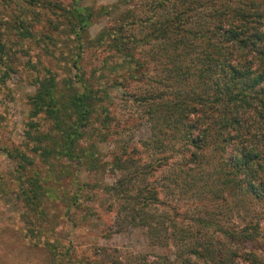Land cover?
I'll return each mask as SVG.
<instances>
[{
  "label": "trees",
  "instance_id": "trees-1",
  "mask_svg": "<svg viewBox=\"0 0 264 264\" xmlns=\"http://www.w3.org/2000/svg\"><path fill=\"white\" fill-rule=\"evenodd\" d=\"M130 1L116 0L110 11L101 7L98 13L114 14V20L90 38L85 31L93 13L79 7V0H0V94H5V79L21 72L14 67L19 57L28 56L29 71L19 74L35 87L26 102L27 144L0 145V155L14 163L0 175V194L13 190L25 214L32 216L22 225V244L40 249L47 264H82L71 245L56 236V221L47 218L45 208L52 198L67 214L80 206L82 187L70 191L59 184L57 193L48 183L53 182L49 170L41 169L51 159L94 166L95 139L110 117L107 90L119 81L126 83L119 88L147 86L131 97L144 107L148 142L162 151L157 164L164 162L167 144L171 152L173 142L179 143L178 169L182 172L204 159L206 198L228 201L236 213L228 216L226 225H214L211 217L196 221L216 228L214 240H206V246L192 248L184 237H172L177 254L171 260L143 258L142 264H264V0H137L142 2L136 5L138 14L127 10L116 16L115 7ZM40 23L71 36L69 49L51 56L52 35L46 32L47 43L34 40L37 28L43 30ZM92 49L101 55L87 72L83 54ZM46 56L64 60L63 69L73 74L71 78L51 71ZM157 58L172 79L169 93H157L159 87L150 86L157 85L158 80L147 75L151 60ZM122 155L112 165L129 174L128 165L137 158L129 152ZM136 166L133 176L147 167L154 170L148 163ZM121 180L103 185V193L110 199L123 198L131 181ZM69 184H77L75 173ZM135 190L132 196L145 205L157 203L153 185L142 197L139 188ZM138 219L148 228V240L159 246L155 223L150 225L144 216Z\"/></svg>",
  "mask_w": 264,
  "mask_h": 264
},
{
  "label": "rangeland",
  "instance_id": "rangeland-1",
  "mask_svg": "<svg viewBox=\"0 0 264 264\" xmlns=\"http://www.w3.org/2000/svg\"><path fill=\"white\" fill-rule=\"evenodd\" d=\"M115 3L116 0H79L77 4L79 7H89L93 13L85 31L88 37H94L100 29L111 24L114 14L105 15L98 11L101 7L110 11L108 7ZM141 3L132 0L130 4L122 8L115 7L116 16L127 10L136 11L138 14L141 9L136 5H142ZM145 9L146 6H143V10ZM48 21L55 24L52 17H48ZM126 23L130 22L126 21ZM40 24L43 26V23ZM39 28L34 34L35 41L47 43L46 32L54 37L52 42H48L51 56H55L61 50L69 49L67 46L70 43L67 38L71 39V36L65 37L58 34L53 31V26L48 28L44 25L43 30ZM30 48L33 49L34 46L31 45ZM98 54L101 55V52ZM98 54L93 49L83 54L82 64L85 71L88 72L94 67V60ZM26 57H19L16 60L14 67L21 72L10 74L5 79V94L3 91L0 94V145L5 147L27 144L24 135V127L29 120L26 102L35 87L23 76L21 77L22 74H19L29 71L25 65L29 61ZM46 57L49 61V69L60 74L59 78H71L73 74L63 69L64 60L54 61ZM159 60L161 59L151 60L149 64L147 71L149 79L158 80L157 85L151 84L150 86H154L155 89L159 87L156 90L157 93H160V90L169 93L173 91L170 89H174L171 88L173 82L169 78V72L165 71L167 66ZM142 84L119 88L118 85L123 87L126 83L121 84L118 81L113 84L116 86L108 88L107 92L111 97L110 117L95 139L97 153L95 159L97 160L93 167L88 169L86 166H78L73 161L62 160L57 163L51 159L48 162L49 166L41 169L42 171L44 168L49 170L48 174L53 182L50 180L48 183L56 186L57 193L60 192L59 184L70 191H74V187H82L80 206H73L67 214L64 213L62 205L54 199L50 198L45 202L47 218L56 221L54 228L56 236L63 244L71 245L77 260L82 261V264H98L97 262L101 260L106 264H142L141 259L145 258L150 261L154 257L171 260L173 255L177 254L174 247L177 243L171 239L172 237L175 239L184 237L182 240L187 241L192 248L199 245L206 246V240H214L216 228L214 226L201 227L196 222L198 219L206 221V218L211 217L214 225H226L229 215L230 217L236 216L235 208L227 205L228 201H212L206 198V161L204 159L198 164L190 163L186 166V170L181 172L178 169L181 164V156L178 153L181 147L179 143L173 142V151L168 152L171 146L167 144V152L162 154L165 157L164 162L157 164L156 158L162 151L148 142L150 128L145 122L144 107L137 105L136 102L133 103V97H131L134 94L138 96L136 93L139 91L137 90L143 91L144 87L147 88ZM45 127L46 124H44ZM124 152H129L137 158L135 162L128 165L131 175L115 169L112 165L114 158L120 160ZM166 153H169V159ZM142 163L144 166H147V163L150 164L154 170L147 167L137 170L139 174L133 176L134 169H138L136 165ZM13 166V162L0 155V175H5ZM74 173L77 184L70 186L69 183ZM134 177L136 178L133 181ZM120 179L126 183L131 181L126 185L125 196L120 198L117 195L110 199L103 193L102 186H111ZM0 182L4 181L0 180ZM151 185L156 189V204L145 205L146 202L141 198L135 199L132 196L136 194L135 189L139 188L141 195L138 197H142ZM116 199L119 200L116 201ZM25 212L18 199L15 198L13 190L0 197V264H47L40 249L22 244L24 240L21 238L23 236L22 225L25 226L24 221L32 219V216ZM86 214L89 217L83 221L82 216ZM141 216L146 217L150 225L155 223L159 246L153 245L148 240L147 226L139 224L138 218ZM96 256V260L93 261ZM175 260L178 261V258Z\"/></svg>",
  "mask_w": 264,
  "mask_h": 264
}]
</instances>
